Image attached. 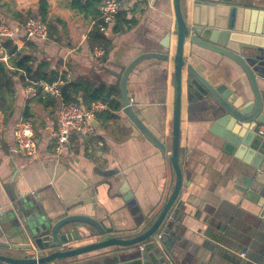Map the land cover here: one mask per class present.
Here are the masks:
<instances>
[{
    "label": "crops",
    "instance_id": "obj_1",
    "mask_svg": "<svg viewBox=\"0 0 264 264\" xmlns=\"http://www.w3.org/2000/svg\"><path fill=\"white\" fill-rule=\"evenodd\" d=\"M103 1L0 0V20L13 32L12 37L0 39V56L7 53L4 41L11 40L18 50L31 53L30 63H45L47 72L55 75L54 80L67 74L71 81L81 80L93 88L102 84L112 86V98L119 103L118 109L107 106L98 114L90 136L73 134L69 145L56 153L51 133L56 125L58 100L43 93L27 98L28 84H22L20 73L9 58L0 59L17 74L13 76L12 95H6L9 109L0 110L4 123L0 138V190L8 201L7 191L33 194L50 215L65 210L84 211L93 202L110 216L116 227L131 228L138 218L149 224L157 217L175 182L170 163L173 65L171 60H144L132 70L127 81L135 112L163 140L164 153L138 133L122 111L120 91L113 84L112 65L124 66L145 51H164L162 43L169 33L173 34L175 18L172 0H121L120 11L106 31L109 47L104 48V55L94 57L89 38L98 24L99 5ZM40 11L48 36L45 40L28 38L23 23L28 17L40 18ZM188 59L204 75L216 76L217 83L249 86L243 71L231 61L207 55ZM257 83L264 89V78H257ZM187 107L183 101L179 127L182 186L164 221L182 243L180 262L262 264L261 208L246 196L241 179L228 168L227 160L231 157L212 144L213 135L208 130L211 122L204 111L198 106L191 111ZM25 113L32 122L37 143V153L30 157L13 150V127ZM123 184L125 191H131L128 203L132 208L122 196L115 195L114 187Z\"/></svg>",
    "mask_w": 264,
    "mask_h": 264
},
{
    "label": "water",
    "instance_id": "obj_2",
    "mask_svg": "<svg viewBox=\"0 0 264 264\" xmlns=\"http://www.w3.org/2000/svg\"><path fill=\"white\" fill-rule=\"evenodd\" d=\"M175 30L162 45L164 51L139 53L126 65H112L122 111L138 133L161 152L165 143L135 112L127 92L132 70L142 61L158 59L173 65L171 155L175 182L157 217L149 224L137 219L131 228H119L102 208L50 215L33 194L0 190V264H182L178 235L164 225L181 186L179 127L181 103L198 106L211 122L212 144L231 158V173L241 189L264 215V0H172ZM219 57L235 63L245 74L248 88L217 83L188 62L190 57ZM94 125L96 120H94ZM109 188L112 187L108 183ZM8 187V185H6ZM19 188V187H18ZM127 203L131 191L114 187ZM4 189L5 186H4ZM132 203V202H131ZM8 206L5 209L2 207ZM132 208V205L128 203ZM149 252V254L147 253ZM153 258L151 260L150 256Z\"/></svg>",
    "mask_w": 264,
    "mask_h": 264
},
{
    "label": "built area",
    "instance_id": "obj_3",
    "mask_svg": "<svg viewBox=\"0 0 264 264\" xmlns=\"http://www.w3.org/2000/svg\"><path fill=\"white\" fill-rule=\"evenodd\" d=\"M121 8V0H104L99 5L98 27L106 32L113 23ZM26 36L45 40L48 36L47 24L40 18L28 17L23 23ZM12 29L4 23H0V39L12 37ZM94 57L104 55L105 50L101 46L93 47L91 51ZM9 54L0 56L1 60L8 61ZM71 80L69 75L59 77L54 81H30L25 89L27 98L34 97L40 93L54 96L59 103L55 117V129L51 133L53 149L60 153L70 143L73 134L83 137L90 136L94 130V120L99 113L107 109V104L102 101H95L89 106H82L76 101H65L61 94L60 86ZM258 133L264 137V127L258 128ZM4 134V123L0 112V138ZM14 151L22 156L30 157L37 153V143L34 138L33 125L29 119L18 120L13 127ZM244 255L243 253L241 254ZM264 264V262L262 263Z\"/></svg>",
    "mask_w": 264,
    "mask_h": 264
},
{
    "label": "trees",
    "instance_id": "obj_4",
    "mask_svg": "<svg viewBox=\"0 0 264 264\" xmlns=\"http://www.w3.org/2000/svg\"><path fill=\"white\" fill-rule=\"evenodd\" d=\"M41 9L44 11L42 7ZM38 17H40L41 20L43 19L41 11ZM2 22L3 21L0 20V23ZM89 43L91 47L101 46L107 49L110 41L106 32L100 31L98 24H96L94 32L90 35ZM3 46L9 54L10 63L15 66L16 70L20 73V80L23 85L29 84L30 81H53L55 79L53 72H47L45 63L40 62L37 65L30 63V61H32V55L30 52H26V49L18 50L15 44L8 39L4 41ZM50 74L51 76H49ZM14 75L17 74L10 71L7 65L0 61V110L3 112H6L9 109L6 95L11 96L13 93ZM61 77H64V75H61ZM60 90L65 101H76L82 106H89L95 101H102L105 102L111 110L119 108V103L112 98L115 90L109 85L102 84L99 87L93 88L91 85L81 80H70L61 85ZM79 94H82L81 102L79 101ZM110 116H112V114H109V117ZM23 118H28L26 113Z\"/></svg>",
    "mask_w": 264,
    "mask_h": 264
}]
</instances>
